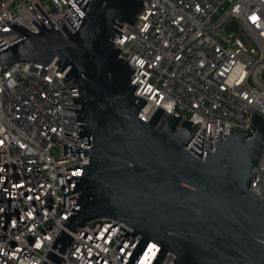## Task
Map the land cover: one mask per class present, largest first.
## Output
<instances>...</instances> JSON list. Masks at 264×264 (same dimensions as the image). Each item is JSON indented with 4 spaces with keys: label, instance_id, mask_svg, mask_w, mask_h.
<instances>
[{
    "label": "built area",
    "instance_id": "obj_1",
    "mask_svg": "<svg viewBox=\"0 0 264 264\" xmlns=\"http://www.w3.org/2000/svg\"><path fill=\"white\" fill-rule=\"evenodd\" d=\"M146 9L133 25L122 24L114 39L119 58L136 72L135 95L147 101L140 119L149 122L164 110L163 127L171 114L203 130L216 145L223 125V139L247 130L254 112L264 118V0H143ZM66 36L61 19L71 33L76 29L67 14L69 4L85 13L74 0H0V38L12 44L24 37L11 27L18 22L33 33L44 20ZM32 17V20L29 15ZM74 79L66 82L45 65L18 63L0 73V264H126L141 240L115 238L122 223H93L82 227L66 254L53 249L61 227L76 203L73 177L84 170L90 157L64 156V145L81 148L88 139L74 124L80 110ZM179 126V127H180ZM213 146V147H214ZM264 199V150L250 188ZM71 205V207H70ZM160 246L149 242L136 264H152ZM60 256L59 263L49 256ZM167 255L161 264H172Z\"/></svg>",
    "mask_w": 264,
    "mask_h": 264
},
{
    "label": "water",
    "instance_id": "obj_2",
    "mask_svg": "<svg viewBox=\"0 0 264 264\" xmlns=\"http://www.w3.org/2000/svg\"><path fill=\"white\" fill-rule=\"evenodd\" d=\"M85 13L83 19L69 4L78 26L49 21L33 33L18 22L12 28L24 37L12 44L0 38V73L18 63L45 65L63 82L74 79L79 97H72L80 110L74 124L88 139L81 148L64 145V156L90 157L83 176L73 177L76 203L51 247L63 255L78 231L93 223H122L115 238L120 242L141 240L126 264H136L149 242L160 246L152 264L167 255L172 264H264V199L250 188L264 150V118L254 112L247 130L231 128L223 139L207 137L205 155L201 123H181L171 114L163 127L164 110L149 122L139 115L147 101L135 93L136 69L115 49L114 39L122 24L133 25L146 7L143 0H74ZM140 21V20H139ZM118 38V37H117ZM180 126V127H179ZM214 146V147H213ZM70 205V207H71ZM49 258L59 263L60 256ZM48 264V263H45Z\"/></svg>",
    "mask_w": 264,
    "mask_h": 264
}]
</instances>
